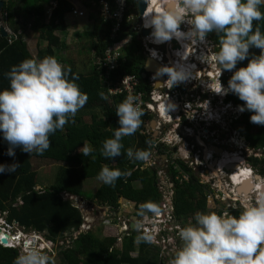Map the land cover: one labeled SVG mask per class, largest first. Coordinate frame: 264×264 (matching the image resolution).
<instances>
[{
    "label": "clouds",
    "instance_id": "clouds-1",
    "mask_svg": "<svg viewBox=\"0 0 264 264\" xmlns=\"http://www.w3.org/2000/svg\"><path fill=\"white\" fill-rule=\"evenodd\" d=\"M168 2L172 3L173 6L171 8L162 7L160 11H154L143 16L139 14L142 18L141 21L134 22L140 26L143 25V29L151 30L149 35L145 36L148 44L141 42L143 55L146 57V60L147 58L158 59V61H155L161 65L156 68L155 72L148 73L145 80L142 78L144 67L141 75L138 76L145 82L153 75V79L156 78L155 85L158 77L164 76L161 86L167 81L172 87L169 94H173L176 90L184 93L186 87L189 86L197 89V92H185L187 95L192 96L197 95L199 90L208 93L214 98H218V96L213 93L221 96L229 93L234 94L239 100L244 102L242 105L237 106V110L241 113L246 110L251 112L249 121L253 124L264 126V30H262L261 25V22L264 21V11L261 10V6L264 5V0H167ZM164 4L166 3L163 2V6ZM56 6L53 7L56 8ZM79 7L82 9L81 6ZM93 7L99 8L94 6V4ZM3 14L4 9L1 14L0 25L4 26L7 30L8 37L6 38L10 41V37H12V40L15 36L8 27V23L4 21L6 14L4 16ZM126 21L127 19H125ZM254 21L256 22L255 27ZM184 25L188 26L186 30H182L185 29L183 28ZM142 31L141 33L134 32L133 28H130V25L128 26L126 32H129V34L123 37L128 38L130 41L123 48V56L126 48L131 43L132 35L136 34L139 41H141ZM213 32L217 34L218 46L214 41L212 43L211 40H207L208 34ZM173 39L181 45L182 49H176L175 54L179 57V60L174 61V63L169 58L171 53L174 55L171 42ZM154 44L163 45L157 47ZM190 46L191 52L190 57H188L189 55L186 53V49ZM251 48L259 49V54H250L249 50ZM161 55L165 57L163 63L159 61ZM187 59L192 64L186 63L185 61ZM246 59L248 60L246 66L236 68L238 62ZM209 62H211V67L216 72V78L210 82V88L208 87L209 82H207L206 87L209 90L206 91V88L201 89L196 84H201V81L204 79V68L208 66L207 64ZM144 66H148L146 61ZM193 69L197 75L194 77L192 83H187L184 86L185 83L183 82L193 77ZM233 69L236 70L232 71ZM223 71L232 72L226 87L220 81V76ZM70 72L71 68L62 65L54 56H45L41 59L26 58L19 64L11 66L10 70L4 73L9 81V86L0 89V137L8 144L6 155L14 157L16 148L28 154H43L50 147V135L54 134L57 130H62L64 125L69 123L75 117L77 111L87 103V94L82 92L75 83L78 77L73 74L72 79H69ZM101 80L107 87V91L106 96L103 93H99L100 97L113 101L116 96H109L108 85L102 78ZM202 85L204 84L202 83ZM161 86L157 88L159 89ZM142 88H146L145 85H142ZM160 100H163V102ZM190 103L193 105L192 109L195 110L196 114H199L203 118L199 120L197 128L195 126H192L193 128L190 127L186 120L181 122L180 119L178 121L175 118L180 114L178 106L172 100H167L165 97L153 101V109H148L145 115H143V110L139 106L137 96L129 95L125 99L123 97V101L116 105L115 112L118 117L117 123L119 127L113 130L111 138H106L102 141V146L99 149L100 155L106 158L120 156L124 147L121 142L122 137L137 133L136 131L141 125L142 115L145 117V120L142 117V122L144 124L149 122L150 127L154 130L159 123L163 124L165 118L168 119L170 116V121H166L168 124L165 125H171L172 135L176 136V139H172V143L179 147H182V143L186 141L193 140L195 143L196 138L201 137H198L201 123L222 125L231 115L229 111L222 113L216 109H210L208 103H206L207 105L205 107L204 103H202V109L197 107V103L192 101ZM162 107L165 111L164 114ZM175 108L178 111L173 112L172 110ZM202 110L203 112H201ZM215 112L218 114H215ZM213 116L216 119L209 120ZM176 124H179V128L174 132ZM187 127L192 128L193 131H187ZM137 134L140 135L139 133ZM183 134L187 135L188 138L180 140V137L183 138ZM149 150L136 149L133 151L132 148H127L124 154L130 160L143 162V168H155L158 176L159 170L155 167L156 165L150 167L145 166V162L149 161L151 155ZM93 151L94 149L92 147L83 145L81 153L83 156H89ZM225 153L228 152L224 151L215 157V154L211 152L204 155L202 160L208 161L211 158V154L213 155V161L218 159L216 165L212 161L209 167L214 174L217 171L216 175L219 177L223 176L220 173L222 168H219V164L222 165L221 156L225 155ZM167 156L169 157L170 154H160L159 157L161 161L165 162L168 158ZM93 159H95L94 156ZM178 162L183 164V171L188 173L184 169L186 167L191 173H188L190 177L189 181L178 180L181 184L185 182L189 183L191 175L201 184L198 178L202 177L200 171H195L194 173L181 160ZM18 166L19 163L16 162L11 164L0 163V174L5 172L14 173ZM225 166L224 169L227 172L223 177L230 184L229 189L236 188V191L239 193V199L242 201V196L247 197L251 192L248 195L244 191L239 192L238 187L243 186L244 182L238 186L232 177L237 174V171L241 170L240 173L243 171L242 168H245L243 162L233 170H227ZM171 170L173 169H169L170 175H172ZM252 171L254 176H250L254 178L252 181L256 185V182H259L255 179L257 175L254 169ZM128 174L127 172H122L119 168H110L107 165H103L97 174V179L106 185L114 186L118 178ZM174 174L176 173L174 172ZM159 183L160 178L158 176L157 188L161 194ZM175 186L176 183L174 184L173 200L176 194ZM203 186H205L204 189L206 187L209 188L207 184ZM263 186L264 183L262 184ZM262 187L260 191L262 196L257 203H244L240 212L232 211L233 215L227 212L222 213V211L219 213L197 211L192 217L194 223L191 219L185 220L175 217L183 223V227L178 232L181 243L179 246L174 245L173 254L168 258V264H264V193H262ZM229 189L227 188L226 192ZM80 200V198L74 197L72 199V205L80 210L83 216V225L74 231L78 235L76 237L72 235L71 240L72 238L76 239L83 232H93L92 228L95 226L92 216H90L92 221L84 217L86 207L92 203L89 204L88 202L89 205H85L84 201L79 202ZM95 206L97 205L95 204ZM108 209H112L111 212L114 213L119 208L115 210L114 208L108 207ZM94 211H99L96 216H100V210L94 209ZM148 212L152 214H146ZM158 212L159 208L154 202H144L140 205V214L143 215L140 220L145 216H151ZM6 214L7 216L5 217ZM8 214V211L0 214V245L5 248L16 249L19 252L13 264H54L52 257L46 252H50L56 245L55 250L58 253V249L67 243L58 246L59 242L56 243L51 240L55 244L52 245L44 234L33 233V231L28 232L18 222L8 221ZM139 221L135 224L137 228L135 231L139 233L136 241L151 244L154 242V236L147 232L140 233ZM104 224L108 226L110 221L107 220ZM122 225V227H126L128 223L123 222ZM151 225L157 226V231L159 232L163 223L152 221ZM128 226L130 229V224ZM131 231L134 230L123 231L117 239V242L122 241L125 232ZM162 233L163 229H161ZM6 235L9 236L8 244H3L1 239ZM67 235L66 233L64 234L62 241H67L69 244V240L65 238ZM44 245L52 248L45 249ZM151 245L154 246L153 244ZM154 247L158 248L159 251L158 264H162V260L164 259L161 258V249L157 246Z\"/></svg>",
    "mask_w": 264,
    "mask_h": 264
},
{
    "label": "trees",
    "instance_id": "trees-1",
    "mask_svg": "<svg viewBox=\"0 0 264 264\" xmlns=\"http://www.w3.org/2000/svg\"><path fill=\"white\" fill-rule=\"evenodd\" d=\"M3 1H5L3 16L6 14L4 21L8 23L15 38L10 42L8 38L0 35V89L9 86L4 73L9 71L11 66L19 64L26 58L41 59L45 56H54L58 60L56 56L58 52L59 60H62L61 64L71 68L69 79H72L73 74L78 77L75 83L82 92L87 94L88 100L62 130H57L50 135V147L43 154H28L16 148L15 156L10 157L5 154L8 144L0 137V163H19L14 173L0 174V214L9 211L8 221H16L26 231L42 233L49 240L58 243L65 233L73 235L74 231L83 225L80 210L72 205L74 197L89 203L96 202V205L108 206L115 210L119 208L121 198L136 203L138 207L144 202H154L159 208L162 197L157 188V170L143 168V162L130 160L124 154L127 148H132L133 151L136 149L149 150L150 137L136 133L122 137L121 142L124 147L120 156L106 158L100 155L99 149L102 141L111 138L113 130L119 127L115 112L116 105L123 101V96L116 97L111 103L100 97L99 93L105 96L106 89L101 81L104 73L98 70L96 61L91 71L84 74L76 69L72 60L62 57V52L67 49L65 41L61 39V35L68 30L65 13L73 8L69 0H20L22 3L20 5H15V0ZM108 1L113 10V0ZM51 2H57V6L47 20L46 7H49ZM93 2L99 3L100 0H86L85 6L92 8ZM127 2L129 8L126 19L130 16L133 7L136 8L135 0H127ZM261 10L264 11V5L261 6ZM28 16L33 19L31 25L35 31L39 32L41 42L47 43V48L38 50L36 56L31 53L25 40L27 23H20L24 17ZM90 18L94 19L92 14ZM253 23L255 27L256 22ZM104 25L95 24L92 30L83 33L89 39V46L95 52L96 60L102 56L111 43L109 38L111 21ZM129 25L130 22H124L123 36L129 34L126 32ZM261 25L264 30V21ZM209 34L211 36L213 33ZM211 39L218 46L216 33L211 36ZM125 51L114 76L141 75L146 57L143 55V46L136 34L132 35L131 43ZM229 78H225L224 81L227 83ZM228 99L233 100L237 105L244 103L234 94ZM88 111H91L90 123L83 119ZM100 115H103V118H100ZM250 115L251 112L246 110L242 115L240 125L242 124L247 131V140L251 148L264 154V126L251 123ZM143 119L145 120V117ZM253 128L257 131L248 133ZM86 142L94 147V151L89 156H83L80 149ZM35 160L60 165L56 174V183L54 182L50 187L37 183ZM249 161L264 176V157L261 159L251 157ZM179 164L183 167L182 163L179 162ZM103 165L119 168L122 172L129 174L118 178L114 186L100 181L99 188L91 193L90 198L85 197V192H88L85 190L86 180L97 179V174ZM184 169L190 173L186 167ZM171 171V174H174L175 171ZM175 183L174 204L177 219H192L195 212L206 211L205 186L199 184L193 175L189 183L181 184L178 180H175ZM139 215L142 216L140 212ZM138 234L135 230L129 232L122 238L121 248L118 249L116 244L119 237H98L94 232H83L76 239L72 238L69 244L60 247L58 252L62 255L63 264H158V248L150 243L137 242ZM136 251L138 255L132 256ZM18 254L16 249L0 245V264H13Z\"/></svg>",
    "mask_w": 264,
    "mask_h": 264
},
{
    "label": "built area",
    "instance_id": "built-area-1",
    "mask_svg": "<svg viewBox=\"0 0 264 264\" xmlns=\"http://www.w3.org/2000/svg\"><path fill=\"white\" fill-rule=\"evenodd\" d=\"M77 3H79V1H77ZM51 4L52 6H56V2H51ZM93 4L94 6L100 8L106 22L111 21L109 33V38L111 41L110 46L103 52L102 56L96 60L98 70H101L104 73L102 75V79L108 85L109 96L117 97L122 95L124 99L129 95L137 96L139 106L143 110V115L148 112V109H153V101L165 97L167 100H172V102L175 103V105H177L181 111V113L175 117L178 121L180 119L183 121L186 120L190 127L195 126V128H197V125H199V120L202 119L198 118V114H196L195 110L192 109L193 105L190 103V101L185 103L181 102L180 97L182 96L179 90L174 91L173 94H169L172 87L167 81H165L164 85L158 89L155 85L156 78L153 79V75L145 82L136 74L122 75L117 77L114 76L115 70H117L119 67V60L123 57V48L130 41L128 38L123 37V26L128 10V3L127 0H113V10L108 0H100L99 4ZM105 5L107 6L106 8ZM79 6H77V4H73V8L71 10V14L73 16H83V10ZM127 21L130 22V28H133L134 32L137 31L138 33H141L142 29L144 28L143 25L140 26L134 22H131L130 17L127 18ZM11 38L12 37H10V41ZM164 59L165 57L161 55L159 61L163 63ZM142 85H145L146 88L143 89ZM143 115L141 116V125L136 132L142 136L152 137L148 144L151 155L149 161L145 162V165L150 167L160 163L161 168L163 169L158 172V176L160 178V182H163V185L159 183V190L162 194L159 212L157 214L142 218L139 221V232H147L154 236V242L151 244L161 249V258L164 259L162 260V264H168V258L173 254L174 245L179 246L181 243L178 232L179 229L183 227L182 221L177 220L174 216L173 196L175 180L189 181L190 179L189 174L183 171L182 167L180 166L178 162L179 160L191 168L194 173L195 171H198V167L200 165H208L207 172L201 173L202 177L198 178L200 179L201 184L209 185V188L206 187L204 189L207 207H213V205L219 203L223 200V197H225V203H223V206L214 208L217 213L222 211V213L227 212L233 215L232 211L238 212L239 207L242 210L244 203H252V199L254 200L253 204L257 203L261 198L259 197V194L262 184L259 185V183L256 182V185L251 190V194L247 197L243 195L242 201H240L239 193L236 191V188L229 189L230 184L226 181L225 177H219L210 170L209 165H211L213 161L212 154L210 155L211 158H209L208 161L201 160L202 162H194L193 157L197 158V156H195V154L192 155L193 151L196 149L193 140L182 143V147L175 146L171 139L172 130L165 132L164 125L161 123L156 126L155 130L152 129L149 122L145 124L142 122ZM170 119L171 118L169 116L168 119L165 118V121H170ZM206 125L209 124L207 123ZM178 128L179 124H176L174 132L177 131ZM192 128L187 127L186 130L192 132ZM177 136L179 135L177 134ZM183 139L185 138L180 137V140ZM239 152L241 153L240 159H242L241 162H243V166L251 172V176H254L251 167L248 166L249 155L245 156L241 151ZM164 153L170 154V158L166 159L165 162L161 161L159 157L160 154ZM190 153L191 155H189ZM234 154L235 153H225V155L221 156L222 165L219 164V168H222L220 173L223 175L227 172L224 169V165L233 164L231 162H227L229 160L225 161L224 157L229 155L234 156ZM255 154L256 153H253L252 156L256 157L254 156ZM236 156L239 155L236 154ZM170 168H172L176 174L169 175L167 172ZM227 188L229 190L226 192ZM254 194L255 196L253 197ZM152 221L163 223V226L159 229V232L157 231V226L151 225ZM161 229H163L162 234ZM176 230L178 231L176 232Z\"/></svg>",
    "mask_w": 264,
    "mask_h": 264
},
{
    "label": "rangeland",
    "instance_id": "rangeland-1",
    "mask_svg": "<svg viewBox=\"0 0 264 264\" xmlns=\"http://www.w3.org/2000/svg\"><path fill=\"white\" fill-rule=\"evenodd\" d=\"M72 1V0H69ZM77 1H79V3H77ZM81 2V3H80ZM85 2L86 0H73L71 4H77V6H81L82 10H83V16H73L69 11L65 13V19H66V24L68 26V30L66 33L61 35V39L64 40L65 42H67V49L65 51L64 54L65 58L70 59L74 62V65L76 67V69L78 71H81V73L87 74L91 71V67L92 65L95 63L96 58H95V52L92 51L91 47L89 46V39L86 38L83 33L86 31H90L93 29L94 25H101V23L104 25L106 24V20L105 17L102 15L101 11L99 10V8L93 7L92 8H87L85 6ZM15 5H20V0H15ZM156 9H158V7H155ZM160 9V8H159ZM49 10V8L47 9ZM93 15L94 19L90 18V15ZM147 14V13H146ZM130 21L131 22H137V21H141V16L139 15V13L137 12V8L132 9V12L130 14ZM21 24H23V20L20 21ZM105 26V25H104ZM188 26L184 25L182 30H186ZM26 30L25 32H27V39L26 41L28 42V45L31 49V51L35 54V52H37L39 45H41V47L47 45L46 42H41V40L39 39V32L35 31L32 25L26 24L25 26ZM105 29V27H104ZM215 33L213 32V34H211V36H213ZM211 36L208 34L207 36V40H211L213 43V40L211 39ZM141 42L148 44V40L145 39V36H141ZM209 42V41H208ZM46 43V44H45ZM211 43V42H210ZM256 48H251L250 54L254 53V54H259L260 50H255ZM174 51V50H173ZM190 52H191V46L186 49V53L189 55L188 57H190ZM169 53H171L169 51ZM250 58V57H249ZM187 61H190L189 59H187ZM248 63V60H244L241 62H238V68L242 67V66H246ZM208 68L210 69L211 73L208 75L209 79L213 80L216 78V72L215 70L211 67V62H209L208 64ZM214 71V73H213ZM206 80L203 79L201 84H207L205 82ZM212 81V80H211ZM205 82V83H204ZM191 83V82H190ZM187 83L185 82L184 86H186ZM191 85V84H189ZM209 87H211V83L210 85H208ZM194 88V89H193ZM201 89H203L202 87H200ZM193 90V91H192ZM209 90L208 88H206V91ZM188 91L190 92H197V89H195V87L189 86L186 87L185 92ZM207 97H210L209 94ZM210 99H213L210 97ZM109 101L111 102V100L109 99ZM231 111L234 110V112H236L237 108H229ZM203 112V110L201 111ZM100 118H103V115H100ZM83 119L85 120V122L90 123L91 122V111H88V114L83 116ZM215 119V116H213L212 119ZM168 124L166 123V121H163V125ZM237 130H240L241 132L244 131V129L240 126H235ZM165 132H168L171 129V125H165L164 126ZM257 131L256 128H253L250 132L248 133H255ZM234 135V134H233ZM202 136L201 134H198V137ZM239 135L235 133L234 135V140L235 142H237L239 144V142H242L241 138H238ZM200 138V137H199ZM171 139H176L175 135H172ZM85 145L90 146L89 142H86ZM244 145V144H243ZM241 144H239L238 146L234 145L232 146V149H236V150H240L241 149ZM94 148V147H92ZM82 150V148H80ZM96 149V148H95ZM245 152L247 153L246 147H245ZM254 152H252V150H250L248 152V154L246 155H253ZM262 153V152H261ZM173 156V155H172ZM254 156H261L259 152H256V154ZM225 161L227 162H231V163H236V164H241L242 159H240V155L236 156V154H234V156H225L224 157ZM223 161V160H222ZM224 162V161H223ZM249 163V161H248ZM146 166V165H145ZM159 171H161V165L160 163H158L155 166ZM212 167V166H211ZM60 168L59 164H54L48 161H40V160H35L34 161V169L37 172V183L39 185L42 186H47L50 187L52 184H54V182L56 183V174L58 172V169ZM213 168V167H212ZM208 170V165L203 166L200 165L198 167V171H200V173L203 172H207ZM215 173L217 174V171H215ZM255 173H257V171H255ZM224 176V175H223ZM100 180L98 179H87L86 183H85V190L88 192H85V197L90 198L91 193H94L98 188H99V183ZM102 182V181H101ZM161 185H163V182H160ZM255 195V194H254ZM253 195V197H254ZM81 202V200L79 201ZM85 205H89L88 202H84ZM223 203H225V197H223V200L220 201L219 203L213 205V207H207L205 212H216V210L214 209L215 207H221L223 206ZM252 203H254V200L252 199ZM96 202H92L91 205L86 207V211L84 213V217H87V219L89 221H92V219H90V216L93 217V221L95 222V226H93L92 231L94 233L97 234L98 237H119L120 234L123 231H127L130 230L129 229V224L126 225V227H122L123 222L122 220H119L120 217H122V212L126 211L131 213V211L134 213H137V211H140V207L136 206L135 203L133 202H125L124 200H119V209L111 212L112 209H108V207L106 206H102V205H97L95 206ZM222 204V205H221ZM93 209V210H92ZM94 209L96 210H100V216H96L97 213L99 212H95ZM240 207L238 209V212H240ZM96 213V214H95ZM7 216V214L5 215V217ZM109 220L110 224L108 226H106L104 223ZM193 219H191L192 221ZM85 221V220H84ZM194 223V220H193ZM137 230V228H135ZM35 231H33L34 233ZM68 234V233H67ZM78 235V233H74L73 236L76 237ZM71 236L70 234L67 235L66 240H69V243L71 242ZM64 237V236H63ZM64 238L60 239L61 243L59 242V245H62L64 243H67V241H62ZM51 242L52 245H55L51 240H49ZM117 248L120 249L121 248V241L117 242L116 244ZM44 248H52V247H48L46 245H44ZM56 249V245L55 248L52 249L50 252H46L48 253L53 261L54 264H63L62 262V255L61 253H57ZM138 249V247H137ZM133 256H137L138 252H134L132 254Z\"/></svg>",
    "mask_w": 264,
    "mask_h": 264
},
{
    "label": "flooded vegetation",
    "instance_id": "flooded-vegetation-1",
    "mask_svg": "<svg viewBox=\"0 0 264 264\" xmlns=\"http://www.w3.org/2000/svg\"><path fill=\"white\" fill-rule=\"evenodd\" d=\"M174 59L172 60V62L174 63ZM190 62V61H189ZM205 70V75L203 76V78L206 80L205 82H209L208 85H210V82L212 79H209L208 75L211 73L210 69L207 67L204 68ZM236 70V69H233ZM232 70V71H233ZM232 75L231 71H223L221 76H220V81L222 83V85H224L225 87L227 86V83L224 81L225 78L230 77ZM202 82V81H201ZM198 87H202V88H207L206 85H202L200 83L196 84ZM209 87V86H208ZM210 88V87H209ZM206 90V89H205ZM208 91V90H207ZM183 97H180L181 102L185 103L187 101H192L194 103H197V107L202 109V103H204V107L207 105L206 103H208V106L210 107V109H216L217 111H220L222 113H227L228 111L231 113V115L229 116V119H227V121L222 124V125H206L204 123H201L200 125V129H199V134H201L202 136L200 138H196V150L194 151L195 156H197V159L194 157V162H202L201 160H203L204 155H207L208 153L213 152L215 154V157H217V155H220L222 152L217 153L216 149H220L223 150V152H228L232 149L233 144L236 145V142L234 140V135L235 133L239 132L237 131L235 126H238L239 124L237 122H235V120L233 121V119H236L234 117H232V113L234 112V110H230L229 108H237V104H235L233 102V100L228 99L230 96H232L233 94L229 93L227 95L221 96L218 95L216 93H213L214 95H217L218 98H214L213 96L209 95L206 92H202V90H199V93L197 95H187L185 92H181ZM192 97V98H191ZM227 99L229 101H227ZM237 110V109H236ZM238 111V110H237ZM214 112V111H213ZM239 112V111H238ZM245 112V111H244ZM244 112H239L240 116L243 115ZM181 113V111H180ZM235 113V112H234ZM215 114H218L215 112ZM199 116V114H198ZM199 118L203 119L201 116H199ZM181 122H183V120H181ZM235 122V123H234ZM234 134V135H233ZM243 137L244 135L241 134ZM183 138L187 139L188 136L183 134ZM168 157V156H167ZM170 157V156H169ZM169 157L167 159H169ZM214 162V161H213ZM170 175V172H167ZM200 175V173H199ZM126 212V211H124ZM140 211H137V213H134L131 211V213H129V215L127 217H125L124 215L122 217L119 218V220H122V222L124 223H128V224H137L138 221L140 220V218L143 216L139 215ZM133 217H136V220H133Z\"/></svg>",
    "mask_w": 264,
    "mask_h": 264
},
{
    "label": "water",
    "instance_id": "water-1",
    "mask_svg": "<svg viewBox=\"0 0 264 264\" xmlns=\"http://www.w3.org/2000/svg\"><path fill=\"white\" fill-rule=\"evenodd\" d=\"M135 1H136V4H137V10H138L139 14H140L141 16L145 15L146 12L148 11V6H149V4H148V0H135ZM169 3H170V2H169ZM164 6L167 7L166 4H164ZM4 7H5V2H4L3 0H0V22H1V14H2V12H3ZM168 8H171V4H169ZM149 32H150L149 29H143V31H142V33H143L144 36H148V35H149ZM0 34H1V36L5 37V38L8 37V32H7V30L5 29L4 26H1V25H0ZM171 42H172V45H173L172 48H173L174 50L180 48V45H179V43H178L176 40H172ZM146 62H147V64H148V66H147V67L144 66V72L142 73V78H143L144 80H145V78L147 77V74H148V73H150V72H155L156 68H158V67L161 66V65L158 64L154 59H151V58H147ZM163 80H164V76H160V77H158V80H157V82H156V87L161 86L162 83H163ZM172 111H173V110H172ZM173 112H176V111H173ZM216 151H217V153H219V152H223V150H220V149H216ZM165 158H166V157H165ZM217 161H218V159H215V160H214V162H213L214 165H216ZM236 166H237V165H226L225 168H226L227 170H231V169L233 170V169L236 168ZM259 177H260V176H257L256 178H259ZM252 184H253V183H252ZM252 184H251V185H252ZM244 185H245V184H243V186H239V187H238V191L240 190L239 192L244 191V190H241L242 187H245ZM244 192H245V191H244ZM123 215H124L125 217H127V216L129 215V213L124 212ZM133 220H136V217H133ZM135 228H136V226H135L134 223L130 225V229H131V230H135ZM128 233H129V232H125V233L123 234V238H124L126 235H128ZM8 237H9L8 235L4 236V237L1 239V242H2L3 244H8Z\"/></svg>",
    "mask_w": 264,
    "mask_h": 264
},
{
    "label": "crops",
    "instance_id": "crops-1",
    "mask_svg": "<svg viewBox=\"0 0 264 264\" xmlns=\"http://www.w3.org/2000/svg\"><path fill=\"white\" fill-rule=\"evenodd\" d=\"M73 1V0H72ZM72 1H69L70 3H72ZM20 4H22L21 2H20ZM45 6H47V5H45ZM49 8V10H47ZM55 9V7H53L52 6V4H50V6L49 7H46V17H47V20H49V18H50V16H51V14H52V11ZM23 22H26L27 24H31L32 22H33V19L30 17V16H28V17H24V20H23ZM27 35L28 34H26L25 35V40L28 38L27 37ZM27 42V41H26ZM28 43V42H27ZM66 43V45H67V42H65ZM46 44V43H45ZM30 48V47H29ZM47 48V45H45V46H43V47H41V45H39V48H38V50H40V49H46ZM38 50H37V52H35V54L31 51V49H30V51H31V53L34 55V56H36L37 55V53H38ZM65 51L66 50H64L63 52H62V57L63 58H65V55L66 54H64L65 53ZM57 58H58V60H59V53L57 52ZM62 62V60H59V62ZM60 62V63H61ZM115 77H117V76H115ZM102 81V80H101ZM102 83H103V85H104V88L106 89V91H107V87L105 86V84H104V82L102 81ZM106 91H105V96H106ZM107 100H108V98H107ZM108 102L109 103H111V102H113V101H109L108 100ZM233 115H232V117H234V118H236V119H233V121L235 120V122H237L239 125L238 126H240V127H242L243 129H244V126H242V124L240 125V120L242 119V116H240L239 114V112L238 111H236L235 113L233 112L232 113ZM234 122V123H235ZM237 131H239V132H237L236 134H238L239 135V137L238 138H241L242 139V142L240 141L239 142V144H241L242 146H241V150H239V151H241L245 156H247L246 154H248V152L250 151V150H252V152H254V153H256V152H259L260 153V155L261 156H256L255 158H258V159H261V158H263L264 157V154L263 153H261L259 150L257 151V150H254V149H252L251 148V146H250V144H249V142H248V140H247V131H245V129H244V131L243 132H241L240 130H237ZM137 134V133H136ZM241 134H243L244 135V137L241 135ZM138 135V134H137ZM235 140H233V142H234ZM237 142H236V146H238L239 145ZM244 144V145H243ZM245 147H246V150H247V153L245 152ZM238 150H236V149H231L230 151H228V153H235V154H237V155H241V153L239 152ZM205 157H207V156H205ZM251 157H253V156H249V158H248V161H249V159L251 158ZM248 166L249 167H251V169H254V171H257V173H256V175L257 176H260L259 178H255L257 181H259V184H263V182H264V176L263 175H261L259 172H258V170L256 169V168H254V166H252V164L250 163V161H249V163H248ZM256 176V177H257ZM254 182V181H253ZM261 182V183H260ZM39 186V185H38ZM122 200H124L125 202H130V201H128V200H126V199H123L122 198ZM81 201L83 202L84 200L83 199H81ZM85 202V201H84ZM9 212V211H8Z\"/></svg>",
    "mask_w": 264,
    "mask_h": 264
},
{
    "label": "bare ground",
    "instance_id": "bare-ground-1",
    "mask_svg": "<svg viewBox=\"0 0 264 264\" xmlns=\"http://www.w3.org/2000/svg\"><path fill=\"white\" fill-rule=\"evenodd\" d=\"M148 2H149V8H148V11H147V14H149V13H152V12H154V11H160L161 9H162V7H165V6H163V2H165L166 3V6L168 7L169 6V4H171V7L173 6L172 5V3H167V0H148ZM158 7V9H156L155 7ZM160 8V9H159ZM147 14H145V15H147ZM150 30V29H149ZM151 31V30H150ZM173 40H175V39H173ZM164 44V43H163ZM163 44H159V45H157V44H154L155 46H157V47H159V46H162ZM180 45V44H179ZM177 50H182L181 49V45H180V48L179 49H177ZM177 50H174L173 51V53H174V55L171 53L170 55H169V58L171 59V60H175V61H177V60H179V57L178 56H176V51ZM156 61H158V59H155ZM186 63H189V64H192V63H190L189 61H185ZM197 74H196V72L194 71V69H193V77L190 79V80H188V81H186V83H192V81L194 80V77L196 76ZM183 83H185V82H183ZM205 83V82H204ZM161 102H163V100H160ZM162 109H163V107H162ZM173 111H178V109L177 108H175ZM165 113V111H164V109H163V114ZM159 115H160V113H158ZM215 119H216V117H215ZM210 120V119H209ZM167 123V122H166ZM234 165H239V164H236V163H233ZM242 170H243V172H241L240 173V171H237V174H235L233 177H232V179L235 181V183L236 184H238V186L242 183V182H244V186L245 187H242L241 188V190H244L245 191V194L246 195H248V193H250L251 192V190L254 188V183H253V181L252 180H254V178L253 177H251L250 176V171H248L247 170V168H242ZM259 182V181H258ZM253 183V184H252ZM261 183V182H260ZM264 183V182H263ZM252 184V185H251ZM240 191V190H239ZM264 191V186L262 187V193H264L263 192ZM262 195L261 194H259V197H261ZM1 229V228H0Z\"/></svg>",
    "mask_w": 264,
    "mask_h": 264
}]
</instances>
